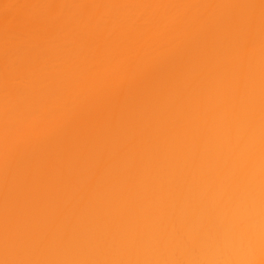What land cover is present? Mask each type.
I'll return each mask as SVG.
<instances>
[{
  "label": "bare ground",
  "instance_id": "1",
  "mask_svg": "<svg viewBox=\"0 0 264 264\" xmlns=\"http://www.w3.org/2000/svg\"><path fill=\"white\" fill-rule=\"evenodd\" d=\"M0 264H264V0H0Z\"/></svg>",
  "mask_w": 264,
  "mask_h": 264
}]
</instances>
